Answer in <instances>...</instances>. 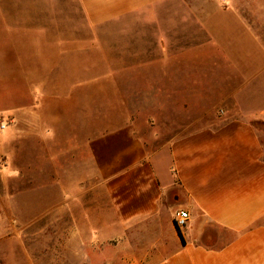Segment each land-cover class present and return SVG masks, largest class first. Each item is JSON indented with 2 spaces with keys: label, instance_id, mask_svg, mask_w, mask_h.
I'll use <instances>...</instances> for the list:
<instances>
[{
  "label": "crops",
  "instance_id": "crops-1",
  "mask_svg": "<svg viewBox=\"0 0 264 264\" xmlns=\"http://www.w3.org/2000/svg\"><path fill=\"white\" fill-rule=\"evenodd\" d=\"M73 1L86 24L62 30L77 35L61 44L71 65H81L75 60L80 52L100 49L104 24L138 15L145 25L110 31L133 35L111 45L127 51L125 65L157 66L158 97H173L175 107L195 114L221 116L213 126L174 138L167 156L150 154L135 124L105 133L93 125L86 140L78 136L68 149L55 143V134L80 125H57L59 119L16 125V133L25 129L28 136L19 153L28 165L18 168L16 202L51 211L47 223L61 225L62 233L49 240H61L64 257L264 264V143L255 126L264 125V42L244 12L166 11L169 0ZM44 129L53 135L40 134ZM58 145L63 157L81 152L85 168L56 169ZM38 160L47 163L44 177ZM180 210L190 215L182 238L174 223Z\"/></svg>",
  "mask_w": 264,
  "mask_h": 264
},
{
  "label": "rangeland",
  "instance_id": "rangeland-1",
  "mask_svg": "<svg viewBox=\"0 0 264 264\" xmlns=\"http://www.w3.org/2000/svg\"><path fill=\"white\" fill-rule=\"evenodd\" d=\"M163 9L240 10L245 15L243 20L264 42V0H169ZM84 24L73 0H0V264H143L139 258L63 256L61 240H49L51 235L60 237L62 233L61 225H48L51 211L31 209L28 202L14 199L21 189L18 168L28 165L19 161L27 132L20 129L16 133V125H56L57 119V125H80V129L55 134V143H66L68 149L69 143H77L78 136L80 142L83 136L86 140L93 125H100L101 133H105L135 124L150 154L167 156L174 138L213 126L215 117L221 116L219 112L195 114L190 108L175 107L173 97H158L157 66L125 65L127 51L111 45H120L133 35L110 31L145 25L138 15L104 24L97 35L102 42L100 49H87L83 55L80 52L75 60L81 65H71L73 60L65 59L68 56L61 44L63 38L77 35L63 34L62 30ZM167 79L172 80V76ZM255 126L264 143V125ZM40 134L52 136L53 131L44 129ZM63 149L62 145L55 146L59 155L55 168L82 171L87 158L81 152L63 157ZM46 165L38 160L43 177ZM86 243L92 255L93 247Z\"/></svg>",
  "mask_w": 264,
  "mask_h": 264
},
{
  "label": "built area",
  "instance_id": "built-area-1",
  "mask_svg": "<svg viewBox=\"0 0 264 264\" xmlns=\"http://www.w3.org/2000/svg\"><path fill=\"white\" fill-rule=\"evenodd\" d=\"M190 215L185 210L177 211L174 215V223L177 229L181 230L187 226Z\"/></svg>",
  "mask_w": 264,
  "mask_h": 264
},
{
  "label": "trees",
  "instance_id": "trees-1",
  "mask_svg": "<svg viewBox=\"0 0 264 264\" xmlns=\"http://www.w3.org/2000/svg\"><path fill=\"white\" fill-rule=\"evenodd\" d=\"M179 235L181 236V238H182V235H181V233H180V230H179Z\"/></svg>",
  "mask_w": 264,
  "mask_h": 264
}]
</instances>
